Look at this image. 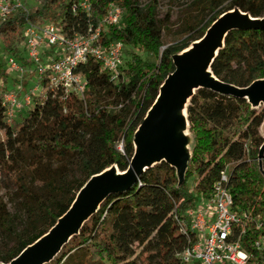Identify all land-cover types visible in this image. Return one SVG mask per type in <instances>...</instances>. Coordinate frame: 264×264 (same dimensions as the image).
<instances>
[{"label": "trees", "instance_id": "16d2710c", "mask_svg": "<svg viewBox=\"0 0 264 264\" xmlns=\"http://www.w3.org/2000/svg\"><path fill=\"white\" fill-rule=\"evenodd\" d=\"M112 4L123 8L122 19L105 27ZM190 7L198 11V20L169 44L164 37L171 11L162 23L159 0L145 5L142 0H43L32 10L0 17V50L19 60L14 42L22 39L28 20L52 21L68 37L101 27L106 47L124 44L117 80L91 58L78 68L87 80L82 97L48 87L46 77L33 106L11 123L0 89V264L10 263L46 235L93 175L114 165L128 169L136 131L176 70L177 54L225 12L238 8L264 18V0H193ZM212 71L220 81L241 88L264 79V25L230 30ZM9 78L7 64L0 60V80ZM187 111L193 147L184 180L163 161L130 188L109 194L63 246L57 264L68 258L76 264H183L179 254L197 241L186 211L212 196L225 171L236 208L251 218L243 237L246 264H264V108L200 87Z\"/></svg>", "mask_w": 264, "mask_h": 264}, {"label": "built area", "instance_id": "2783aa9c", "mask_svg": "<svg viewBox=\"0 0 264 264\" xmlns=\"http://www.w3.org/2000/svg\"><path fill=\"white\" fill-rule=\"evenodd\" d=\"M83 5L90 7L88 2ZM18 9L28 11L24 0H0V17L7 18ZM123 12L121 6L110 5L104 20L105 27L119 24ZM22 39L29 61L33 64V71L38 76L39 86L41 80L47 77L48 87L61 88L66 93L82 97L87 80L78 72V68L91 58L101 61L113 80L119 77L124 44L117 41L106 47L101 41V27L91 28L86 35L68 37L52 21L36 23L28 20ZM7 66L10 72H26L15 56H9ZM33 93L30 90L21 99L17 92L3 91L5 115L9 123L14 121L19 111L33 106ZM228 180V172L225 171L216 183L212 196L186 211L197 241L179 254L183 264L247 263L249 253L243 246V237L251 218L248 213L236 208ZM256 245L261 248L260 241Z\"/></svg>", "mask_w": 264, "mask_h": 264}, {"label": "water", "instance_id": "95a60500", "mask_svg": "<svg viewBox=\"0 0 264 264\" xmlns=\"http://www.w3.org/2000/svg\"><path fill=\"white\" fill-rule=\"evenodd\" d=\"M261 25H264V18L254 17L236 8L223 13L200 39L194 41L188 47L193 46L191 53L184 54L185 49L177 54L174 57L176 70L161 86L157 99L136 131L135 154L128 169L122 171L114 165L112 167H115L118 174L110 173L98 177L104 170L93 175L80 190L68 212L46 235L28 246L10 263L1 264H46L52 261L63 246L80 232L85 222L98 211L109 194L130 188L147 169L157 163L166 161L176 167L182 182L191 154L182 152L180 150L182 143L172 137L173 123L177 120L172 113L174 103L182 101L188 94L191 99L200 87H209L226 94L247 98L254 107H258L254 105L255 103L261 105V102H264V79L256 80L250 86L241 88L220 81L212 71V63L225 45V38L230 30ZM206 60H211L210 74L204 66ZM195 85V90L191 92L192 86ZM260 151L261 158L264 144ZM152 160L155 162L151 163Z\"/></svg>", "mask_w": 264, "mask_h": 264}, {"label": "rangeland", "instance_id": "374dc122", "mask_svg": "<svg viewBox=\"0 0 264 264\" xmlns=\"http://www.w3.org/2000/svg\"><path fill=\"white\" fill-rule=\"evenodd\" d=\"M193 0H159V18L161 22L164 23L165 16L167 12L171 11V19L168 22V27L165 29V37L164 41L166 44L171 42H175L179 39V33L190 23L195 20H198V11L191 9L190 4ZM43 0H24V4L28 10H32L33 8L39 6ZM149 0H142V4L145 5ZM190 17V18H189ZM209 17H207V20ZM15 47L18 51L19 63L24 67L26 72L20 71H12L10 72V78L8 81L0 80V89L3 91H14L17 92L21 99L24 98L25 93L30 90H33V95L37 96L41 92V86L38 85V76L33 71V67H31V62L29 61L28 55L26 53V48L23 39H18L14 42ZM136 51H139L136 49ZM146 58H149L150 55L143 53ZM9 56H13L11 54H7L0 50V60L7 64ZM24 58V59H23ZM8 67V66H7ZM39 86L38 88H35ZM262 105L258 107L264 108V102L262 101ZM189 104V103H188ZM28 108H24V110L19 111L24 114ZM174 124V132H181L177 139L180 143H184L188 145V149L186 150V154H191V150L193 147V137L190 132L189 126L187 127L184 123V120L181 121L176 120ZM177 131H176V130ZM261 132L264 135V123L261 127ZM188 133V134H186ZM0 138H4V131L0 129ZM119 147L122 148V144H119ZM195 183L193 180L190 182V186L194 187ZM11 209L13 210L12 205H10ZM58 255L52 259L50 264H57L56 260ZM47 264V263H46ZM63 264H76L75 259L68 258Z\"/></svg>", "mask_w": 264, "mask_h": 264}, {"label": "bare ground", "instance_id": "6f19581e", "mask_svg": "<svg viewBox=\"0 0 264 264\" xmlns=\"http://www.w3.org/2000/svg\"><path fill=\"white\" fill-rule=\"evenodd\" d=\"M199 42H197V44H198ZM194 48H193V46L192 47H190V48H187L185 51H184V54H188V53H191L192 52V50H193ZM216 51H217V49H216ZM210 62H211V60H206L205 62H204V66H205V68H206V71L208 72V74H210L209 72H210ZM195 88H196V85L195 86H192V88H191V92H193L194 90H195ZM189 100H190V94H188L187 96H185L184 98H183V100L182 101H177L176 103H174V105H173V107H172V113H173V115L177 118V120H179V121H181L182 119L184 120V123L186 124V126L188 127L189 126V122H188V119H187V105H188V103H189ZM263 103L261 102V105H262ZM255 106H260V104L259 103H255L254 104ZM176 130V129H175ZM177 131V130H176ZM177 133H178V135L181 133V132H179V130H178V132H174L173 133V139L175 140V141H178V139H177V137H178V135H177ZM186 134H188V133H186ZM137 147H138V149H139V146H138V144H137ZM188 149V145L187 144H184V143H182L181 145H180V150L183 152V151H186ZM156 161H159V160H156ZM155 161H151V163H154ZM112 174V173H115V174H118V172L117 171H115V167H110V168H107L101 175H98V177H100V176H104V175H106V174Z\"/></svg>", "mask_w": 264, "mask_h": 264}]
</instances>
